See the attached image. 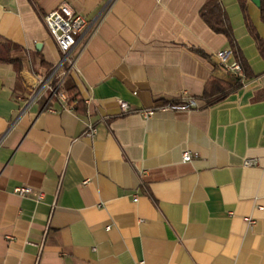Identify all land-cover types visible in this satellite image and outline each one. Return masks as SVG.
<instances>
[{"label":"crops","instance_id":"0c3cea01","mask_svg":"<svg viewBox=\"0 0 264 264\" xmlns=\"http://www.w3.org/2000/svg\"><path fill=\"white\" fill-rule=\"evenodd\" d=\"M219 1L247 74L206 105L231 48L202 17L208 0H0V43L25 56L0 61V264H264V58L242 1ZM63 3L90 24L66 103L41 86L61 59L44 16ZM244 3L264 39L260 7ZM188 97L198 106L151 118L118 104Z\"/></svg>","mask_w":264,"mask_h":264},{"label":"built area","instance_id":"2783aa9c","mask_svg":"<svg viewBox=\"0 0 264 264\" xmlns=\"http://www.w3.org/2000/svg\"><path fill=\"white\" fill-rule=\"evenodd\" d=\"M44 22L49 29L52 37L55 39L60 51L61 59L59 63L51 70V72L41 80L42 88H48L56 94L63 102L69 101V95L66 90V82L72 70H75V59L72 54L74 48L78 44L81 36L86 32L89 27V20L87 17L74 10L69 4L63 3L58 8L48 12L44 16ZM219 67L224 70L228 75L238 77L241 83L245 81L244 68L241 63L236 60L231 48L223 49L216 54ZM233 58V59H232ZM91 99H86V103H90ZM118 104L120 111L124 114L137 112L145 118H151L155 115L157 110H182L194 108L198 106V102L193 98H183L181 104L167 103L156 108H147L142 110H135L131 104L124 100L119 99ZM97 128L93 124H89L87 128V136L92 137L96 134ZM193 154L185 152L183 155L184 161H190ZM256 163L253 159H246L245 165H254ZM14 191L20 196H28L33 193V189L26 185L15 187ZM44 197L43 192L36 194V199L41 200ZM263 209V206H259ZM250 225L255 223L252 218H247ZM110 229V227H107Z\"/></svg>","mask_w":264,"mask_h":264},{"label":"trees","instance_id":"16d2710c","mask_svg":"<svg viewBox=\"0 0 264 264\" xmlns=\"http://www.w3.org/2000/svg\"><path fill=\"white\" fill-rule=\"evenodd\" d=\"M242 1V7L245 12V16L247 19V26L249 31L255 38L258 49L261 55L264 58V39L258 34L254 25L248 17L246 5L244 3L245 0ZM261 18L264 22V3L260 6ZM202 17L208 23V25L219 33H224L230 41L231 49L233 51L234 57L238 60L244 68V72L246 73V65L240 56V52L237 48L236 40L234 38L232 28L229 24L228 17L224 7L222 6L219 0H208L206 5L202 9ZM21 52L22 49L19 46L11 45V43H0V61L3 62H12L18 64L17 67H22L23 57L25 56H15L12 52ZM25 55V54H24ZM20 64V65H19ZM247 74V73H246ZM230 76V80L228 83H224L219 79H213L205 88L204 93L201 95V99L205 101L206 105H212L222 99H224L230 92L236 90L241 86V81L238 77ZM74 87H69L68 91L70 95L74 93ZM72 100V99H71ZM80 103V102H79ZM79 110L80 107H77Z\"/></svg>","mask_w":264,"mask_h":264},{"label":"water","instance_id":"95a60500","mask_svg":"<svg viewBox=\"0 0 264 264\" xmlns=\"http://www.w3.org/2000/svg\"><path fill=\"white\" fill-rule=\"evenodd\" d=\"M255 5L261 6V0H251Z\"/></svg>","mask_w":264,"mask_h":264}]
</instances>
